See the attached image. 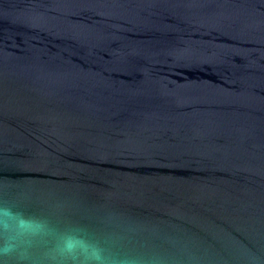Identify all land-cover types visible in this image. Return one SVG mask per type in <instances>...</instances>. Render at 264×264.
<instances>
[{"label": "water", "instance_id": "water-1", "mask_svg": "<svg viewBox=\"0 0 264 264\" xmlns=\"http://www.w3.org/2000/svg\"><path fill=\"white\" fill-rule=\"evenodd\" d=\"M0 264H264V0H0Z\"/></svg>", "mask_w": 264, "mask_h": 264}]
</instances>
